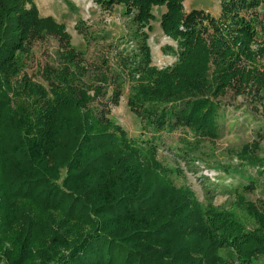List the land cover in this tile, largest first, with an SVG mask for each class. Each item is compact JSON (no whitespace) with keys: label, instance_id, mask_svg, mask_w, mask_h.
Returning <instances> with one entry per match:
<instances>
[{"label":"trees","instance_id":"1","mask_svg":"<svg viewBox=\"0 0 264 264\" xmlns=\"http://www.w3.org/2000/svg\"><path fill=\"white\" fill-rule=\"evenodd\" d=\"M95 1L124 5L140 29H152L155 7L166 6L161 25L178 60L152 65L144 42V61L87 79L64 24L40 16L33 0H0V264H258L264 208L239 197L257 220L251 228L234 210L203 205L175 183L151 142L128 135L95 102L114 83L117 104L126 76L145 124L217 138L223 95L264 104V42L240 14L262 0H221L220 17L187 12L185 0ZM49 36L63 52L59 67H45L47 88L25 71V56ZM257 137L238 157L260 167L264 131Z\"/></svg>","mask_w":264,"mask_h":264},{"label":"rangeland","instance_id":"2","mask_svg":"<svg viewBox=\"0 0 264 264\" xmlns=\"http://www.w3.org/2000/svg\"><path fill=\"white\" fill-rule=\"evenodd\" d=\"M33 1L40 16H52L65 25L72 45L82 52L80 58L88 68L84 76L87 79L102 72L123 74L126 59L136 64L144 61V42L151 48L152 65L163 69L178 60V43L164 32L161 25L166 6L155 7L156 19L151 21L152 29H140L122 4L106 8L95 0ZM221 3V0L184 2L187 12L203 9L215 17H220L223 11ZM240 14L256 28L258 42H264V0L257 7L242 9ZM60 43L55 36L35 41L25 56V71L47 88L51 87V82L44 70L47 65L60 66L63 52ZM260 62L264 65V53ZM123 79L124 89L117 104L111 102L114 83L95 104L102 100V107L108 108L107 116L114 123L121 125L128 135L145 142L147 147H150L147 142H151L157 158L172 170L170 176L175 183L190 188L200 203L234 210L249 227L257 226L255 216L248 212L239 197L264 208V165L255 167L242 161L238 154L245 144L256 140L257 134L264 131V104L250 95L230 90L221 98L217 138L198 139L181 126L157 129L145 124L129 104L132 82L126 76ZM261 148L258 153L263 157L264 140ZM221 254L226 256L227 251L223 249ZM258 264H264V256Z\"/></svg>","mask_w":264,"mask_h":264}]
</instances>
